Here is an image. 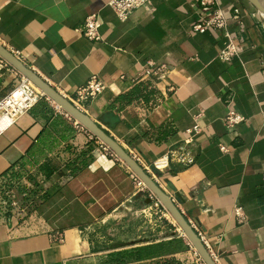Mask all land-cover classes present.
<instances>
[{
	"label": "crops",
	"instance_id": "obj_1",
	"mask_svg": "<svg viewBox=\"0 0 264 264\" xmlns=\"http://www.w3.org/2000/svg\"><path fill=\"white\" fill-rule=\"evenodd\" d=\"M109 1L0 0V44L143 167L217 264H264V15L216 0L228 25L200 33L205 0H148L124 20ZM90 14L97 41L81 33ZM230 42L237 55L224 61ZM20 75L0 60V100ZM92 76L105 90L76 102ZM229 109L245 120L227 128ZM68 115L44 97L0 132V264H205L129 166ZM181 148L191 162L171 158Z\"/></svg>",
	"mask_w": 264,
	"mask_h": 264
},
{
	"label": "built area",
	"instance_id": "obj_2",
	"mask_svg": "<svg viewBox=\"0 0 264 264\" xmlns=\"http://www.w3.org/2000/svg\"><path fill=\"white\" fill-rule=\"evenodd\" d=\"M148 0H110L109 6L113 9V11L117 14V16L121 19H126L129 14L135 8L143 6L146 4ZM205 9L208 10V14L205 15L199 23L194 26V30L200 33L205 32L209 28H223L225 29L228 25V19L225 17L223 9L219 6L216 0H205ZM212 6V8H209ZM236 11L235 18H237L238 10ZM100 26L101 22L99 17L96 14H90L86 17L81 33L88 38L89 40H100ZM237 55L236 46L230 42L226 48L222 49L219 53V58L224 61H230L234 56ZM1 62L4 60L0 59ZM156 71L150 68L145 69V76L149 77L155 74ZM105 84L97 78V76H92L84 86L78 88L76 92L75 101L82 102L91 97H95L98 94L102 93L105 90ZM48 98L38 87H36L28 78L23 75H20V80L18 84L0 100V132L5 130L7 127L14 124L17 119L29 111L32 107H34L42 98ZM69 116V115H68ZM70 117V116H69ZM245 120L244 116L238 113L236 110L229 109L227 110L223 122L227 128H233L236 125L240 124ZM77 127L82 128L87 131L79 122L75 121ZM199 125H195L192 128V131H198ZM190 132V130H188ZM91 138H93L91 136ZM190 138L186 139L185 144L190 142ZM100 147L103 151L113 155V152L110 148L100 142ZM223 151H226L225 146H221ZM171 158L176 159L180 162L189 163L192 161V158L186 152L185 149L181 148L180 150L171 151ZM167 165L166 159H158L153 163L154 168L161 170ZM133 178L135 180L137 189L139 191L147 190L145 184L133 174ZM236 216L243 220L244 212L241 206H236L234 208ZM190 223V222H189ZM193 229L197 232L202 242L206 246V248L210 249L209 244L204 240L201 232L198 231L197 227L190 223ZM180 234L184 233L179 230ZM210 252V251H209ZM212 258L215 260L216 255L214 253H210ZM196 259L202 262L200 255L195 251Z\"/></svg>",
	"mask_w": 264,
	"mask_h": 264
},
{
	"label": "water",
	"instance_id": "obj_3",
	"mask_svg": "<svg viewBox=\"0 0 264 264\" xmlns=\"http://www.w3.org/2000/svg\"><path fill=\"white\" fill-rule=\"evenodd\" d=\"M256 9L264 15V6L259 0H250ZM0 57L8 62L13 68L28 78L36 87H38L49 99L53 100L66 113L73 117L82 126L88 129L95 137L100 139L112 150L118 158L124 161L131 171L145 184L154 197L160 202L162 207L168 211L181 231L191 242L196 252L200 255L205 264H217L212 258L210 252L202 242L197 232L193 229L189 221L185 218L172 198L168 196L143 167L107 132L96 124L87 114L76 107L70 100L65 98L50 86L38 74L26 66L15 54L0 44Z\"/></svg>",
	"mask_w": 264,
	"mask_h": 264
},
{
	"label": "rangeland",
	"instance_id": "obj_4",
	"mask_svg": "<svg viewBox=\"0 0 264 264\" xmlns=\"http://www.w3.org/2000/svg\"><path fill=\"white\" fill-rule=\"evenodd\" d=\"M158 205H160V203H158ZM160 206H161V205H160ZM157 207H159V206H155V205H154V208H157ZM162 208H163V207H162ZM157 209H158V208H157ZM159 214H165V216H167L172 222H174V223L176 224L177 228L180 229L179 226L177 225V223L174 221V219H173L172 216L168 213L167 210H165V209L163 208V210H162ZM157 217H158V216H156L154 219H157ZM160 220H161V221H164V217H161ZM180 230H181V229H180Z\"/></svg>",
	"mask_w": 264,
	"mask_h": 264
},
{
	"label": "bare ground",
	"instance_id": "obj_5",
	"mask_svg": "<svg viewBox=\"0 0 264 264\" xmlns=\"http://www.w3.org/2000/svg\"><path fill=\"white\" fill-rule=\"evenodd\" d=\"M259 2L264 6V0H259Z\"/></svg>",
	"mask_w": 264,
	"mask_h": 264
}]
</instances>
